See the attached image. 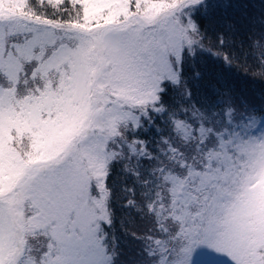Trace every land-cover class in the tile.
I'll return each instance as SVG.
<instances>
[{"label": "snow or ice", "instance_id": "snow-or-ice-1", "mask_svg": "<svg viewBox=\"0 0 264 264\" xmlns=\"http://www.w3.org/2000/svg\"><path fill=\"white\" fill-rule=\"evenodd\" d=\"M250 7L0 0V264H118V164L153 225L133 264H264V109L189 104L184 78L198 18Z\"/></svg>", "mask_w": 264, "mask_h": 264}, {"label": "trees", "instance_id": "trees-1", "mask_svg": "<svg viewBox=\"0 0 264 264\" xmlns=\"http://www.w3.org/2000/svg\"><path fill=\"white\" fill-rule=\"evenodd\" d=\"M252 7L229 11L226 15L212 18L199 17L203 43L194 59L185 63L184 78L191 91L189 104L208 100L217 103L229 96L237 104L247 103L264 109V58L256 46L262 34L260 26V0H243ZM221 38L223 43H221ZM169 100L179 97L168 93ZM149 133V139H152ZM122 166L116 165L108 184L115 188L112 197L113 225L108 229L109 238L120 253L118 264H133L138 259L140 244L134 237H142L153 225L136 210L125 207L123 189L125 177ZM132 181H127L131 187Z\"/></svg>", "mask_w": 264, "mask_h": 264}, {"label": "rangeland", "instance_id": "rangeland-1", "mask_svg": "<svg viewBox=\"0 0 264 264\" xmlns=\"http://www.w3.org/2000/svg\"><path fill=\"white\" fill-rule=\"evenodd\" d=\"M225 264H227V261L225 260Z\"/></svg>", "mask_w": 264, "mask_h": 264}]
</instances>
